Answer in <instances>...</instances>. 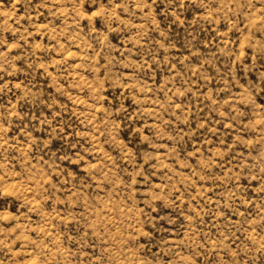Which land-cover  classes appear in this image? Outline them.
<instances>
[{
    "label": "rangeland",
    "instance_id": "rangeland-1",
    "mask_svg": "<svg viewBox=\"0 0 264 264\" xmlns=\"http://www.w3.org/2000/svg\"><path fill=\"white\" fill-rule=\"evenodd\" d=\"M0 264H264V0H0Z\"/></svg>",
    "mask_w": 264,
    "mask_h": 264
}]
</instances>
